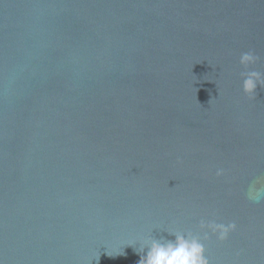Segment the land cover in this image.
I'll use <instances>...</instances> for the list:
<instances>
[{
  "label": "water",
  "instance_id": "95a60500",
  "mask_svg": "<svg viewBox=\"0 0 264 264\" xmlns=\"http://www.w3.org/2000/svg\"><path fill=\"white\" fill-rule=\"evenodd\" d=\"M251 71L264 0H0V264H138L201 220L238 225L210 264H264Z\"/></svg>",
  "mask_w": 264,
  "mask_h": 264
},
{
  "label": "clouds",
  "instance_id": "9594fccd",
  "mask_svg": "<svg viewBox=\"0 0 264 264\" xmlns=\"http://www.w3.org/2000/svg\"><path fill=\"white\" fill-rule=\"evenodd\" d=\"M258 60L259 57L251 51L244 52L240 56V63L245 67L255 64ZM258 85L264 87V77L259 72H249L243 80L244 94L249 98H254ZM224 175V169L216 170L218 178ZM245 195L251 203L264 202V181L254 180L248 185ZM199 228L203 232V237L192 233L166 230L170 236L174 237V239H167L165 237L156 238L153 232H148L127 243L124 247L132 246L134 251L139 254L138 264H210L206 254L207 249L202 241H207L211 236H215L219 242H226L230 235L237 231L238 225L235 221L225 224L201 220ZM136 245L139 247L137 248ZM107 255L110 258H115L119 255H126V253L122 250L112 255V252L108 251ZM96 260L98 261L99 257Z\"/></svg>",
  "mask_w": 264,
  "mask_h": 264
}]
</instances>
